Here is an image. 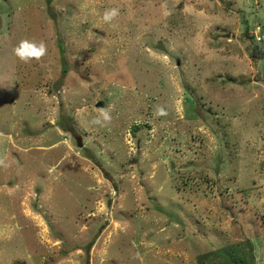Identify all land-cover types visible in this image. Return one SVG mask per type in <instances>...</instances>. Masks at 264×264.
<instances>
[{
    "label": "rangeland",
    "instance_id": "obj_1",
    "mask_svg": "<svg viewBox=\"0 0 264 264\" xmlns=\"http://www.w3.org/2000/svg\"><path fill=\"white\" fill-rule=\"evenodd\" d=\"M0 159V264H264V0H0Z\"/></svg>",
    "mask_w": 264,
    "mask_h": 264
},
{
    "label": "clouds",
    "instance_id": "obj_2",
    "mask_svg": "<svg viewBox=\"0 0 264 264\" xmlns=\"http://www.w3.org/2000/svg\"><path fill=\"white\" fill-rule=\"evenodd\" d=\"M120 15V10L118 8H108L105 9L102 14V21L106 24L112 25L113 21ZM48 53L47 44L41 40L39 42L24 39L21 40L13 49L14 56L24 64H30L32 61H40ZM156 116H163L167 113L164 108L159 107L154 113ZM112 121L111 113L106 108H100L99 115L91 120L93 125L99 127H107ZM3 159H0V165H4Z\"/></svg>",
    "mask_w": 264,
    "mask_h": 264
},
{
    "label": "water",
    "instance_id": "obj_3",
    "mask_svg": "<svg viewBox=\"0 0 264 264\" xmlns=\"http://www.w3.org/2000/svg\"><path fill=\"white\" fill-rule=\"evenodd\" d=\"M77 139H78V144L81 145L82 142H81V140H80V136H77Z\"/></svg>",
    "mask_w": 264,
    "mask_h": 264
},
{
    "label": "trees",
    "instance_id": "obj_4",
    "mask_svg": "<svg viewBox=\"0 0 264 264\" xmlns=\"http://www.w3.org/2000/svg\"><path fill=\"white\" fill-rule=\"evenodd\" d=\"M63 49H64V48H63L62 44H60V45H59V50L62 52Z\"/></svg>",
    "mask_w": 264,
    "mask_h": 264
}]
</instances>
